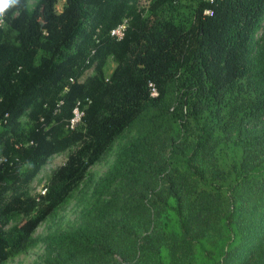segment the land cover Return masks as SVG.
I'll list each match as a JSON object with an SVG mask.
<instances>
[{
    "label": "trees",
    "instance_id": "16d2710c",
    "mask_svg": "<svg viewBox=\"0 0 264 264\" xmlns=\"http://www.w3.org/2000/svg\"><path fill=\"white\" fill-rule=\"evenodd\" d=\"M187 1L20 0L6 13L0 264L39 244V264H264V0ZM124 137L80 222L35 238Z\"/></svg>",
    "mask_w": 264,
    "mask_h": 264
},
{
    "label": "rangeland",
    "instance_id": "374dc122",
    "mask_svg": "<svg viewBox=\"0 0 264 264\" xmlns=\"http://www.w3.org/2000/svg\"><path fill=\"white\" fill-rule=\"evenodd\" d=\"M187 3L195 4V0L187 1ZM144 4L147 3L144 2ZM62 6L63 3L61 1L57 3V12L61 11ZM114 66L115 64L111 61L109 64L108 73L111 72ZM90 74L91 71L86 72L85 76L82 79L86 78ZM127 139L129 138L124 137L117 141L112 149L105 155V157L90 168L88 172L89 178L86 179L85 182L79 187V189L73 195V198L66 205L59 208L53 215H51L39 225L34 233L35 238L42 239L47 234L57 231H66L80 222L83 207L94 186L102 177H104L108 173L111 165L115 160L117 150L123 143L127 141ZM65 157L66 154L55 156L50 163L44 166L42 172L38 176L40 182L35 181L34 183L36 193H43L46 179L50 171L54 169L56 165L62 163ZM43 253L44 247L42 244H39L36 248L28 251L27 253L9 260L7 264H39L43 261Z\"/></svg>",
    "mask_w": 264,
    "mask_h": 264
},
{
    "label": "built area",
    "instance_id": "2783aa9c",
    "mask_svg": "<svg viewBox=\"0 0 264 264\" xmlns=\"http://www.w3.org/2000/svg\"><path fill=\"white\" fill-rule=\"evenodd\" d=\"M209 2H213V0H208ZM212 10L208 9L204 11V16H212ZM127 21H124L121 25L117 26L115 29H113L110 33V35L115 38L116 40H121L124 37L126 28H127ZM149 89H150V96L155 98L158 96L157 90L153 84H149ZM83 116V113L79 109H75L73 111V118L70 121V126L73 128L77 124L80 123L81 118ZM44 192V191H43Z\"/></svg>",
    "mask_w": 264,
    "mask_h": 264
},
{
    "label": "clouds",
    "instance_id": "9594fccd",
    "mask_svg": "<svg viewBox=\"0 0 264 264\" xmlns=\"http://www.w3.org/2000/svg\"><path fill=\"white\" fill-rule=\"evenodd\" d=\"M20 5V0H0V24L4 22L6 13L10 9L17 8Z\"/></svg>",
    "mask_w": 264,
    "mask_h": 264
}]
</instances>
